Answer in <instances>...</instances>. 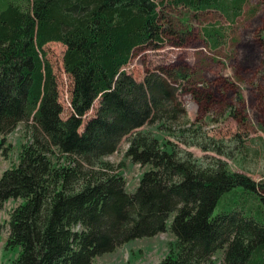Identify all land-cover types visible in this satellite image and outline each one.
<instances>
[{
    "label": "trees",
    "instance_id": "trees-1",
    "mask_svg": "<svg viewBox=\"0 0 264 264\" xmlns=\"http://www.w3.org/2000/svg\"><path fill=\"white\" fill-rule=\"evenodd\" d=\"M245 1L0 0V135L21 123L32 132L19 164L0 178V209L23 201L8 223L6 250H20L14 264H94L168 230L177 242L161 264H217L219 252L225 264H264V184L219 158L203 165L188 150L142 130L158 125L175 132L180 145L232 159L223 145L199 144L178 126L187 114L180 83L190 74L160 67L138 82L124 71L138 49L165 45L174 10L216 11L233 23ZM203 36L214 50L224 44L216 27ZM50 43L66 48L62 61L73 80L65 119L46 61ZM124 140L125 159L151 167L134 193L119 173L124 165L116 171L102 161ZM236 188L243 189V201L213 216Z\"/></svg>",
    "mask_w": 264,
    "mask_h": 264
},
{
    "label": "rangeland",
    "instance_id": "rangeland-1",
    "mask_svg": "<svg viewBox=\"0 0 264 264\" xmlns=\"http://www.w3.org/2000/svg\"><path fill=\"white\" fill-rule=\"evenodd\" d=\"M245 2L240 17L233 23L216 11L195 15L186 9L174 10L168 15L171 29L165 45L138 49L124 71L138 82L144 80L148 71L160 67H179L184 73H189L190 80L180 83L178 94L187 114L178 126L189 129L186 131L187 138L199 144L214 140L223 145L232 159L212 152L204 153L197 147L180 145L175 132L160 131L158 125L142 130L150 131L162 143L171 141L188 150L203 165L219 158L227 161L231 170L264 184V0ZM186 20H189L187 27L191 32L185 28ZM212 26L221 29L225 35L224 44L217 50L212 49L203 36V30ZM44 49L46 61L53 67L57 78L65 119L71 113L73 91V80L66 74L62 61L66 48L60 43H50ZM98 107L99 100L84 117V122L95 115ZM31 142V129L24 123L17 125L9 135H0V178L3 172L19 164L22 147ZM128 146V141L124 140L115 154L102 161L112 164L116 171L123 164L119 173L126 182L127 192L134 193L142 175L151 167L125 159ZM242 192L243 189L236 188L226 194L216 206L213 216L241 202ZM228 202L231 204L227 206ZM250 202L247 201L249 205ZM22 203V200H11L0 209V264H14L19 255L20 250H6V240L9 237L10 215ZM176 242V237L168 230L154 238L126 244L93 263L161 264L175 248ZM222 256L223 253L219 252L213 257L217 264H225Z\"/></svg>",
    "mask_w": 264,
    "mask_h": 264
}]
</instances>
